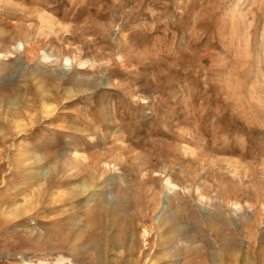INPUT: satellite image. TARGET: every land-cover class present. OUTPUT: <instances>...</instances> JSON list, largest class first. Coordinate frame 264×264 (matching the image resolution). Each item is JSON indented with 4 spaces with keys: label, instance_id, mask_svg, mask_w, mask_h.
<instances>
[{
    "label": "rangeland",
    "instance_id": "1",
    "mask_svg": "<svg viewBox=\"0 0 264 264\" xmlns=\"http://www.w3.org/2000/svg\"><path fill=\"white\" fill-rule=\"evenodd\" d=\"M8 46L11 52L0 54V97L25 96L27 102L16 121L0 115L7 133L0 140V264H98L94 232L106 242L105 257L118 258L117 264H180L187 257H176L168 243L147 247L151 256L143 259L135 253L143 226L167 213L147 209L143 225L137 223L135 211L150 196L137 187L139 166L152 176L143 187L160 196L172 175L180 194L171 201L185 214L193 205L202 207L197 188L217 195L220 206L209 209L223 216L227 225L220 231L237 234L236 248L259 263L264 257V0H0V50ZM44 49L55 53L57 63L41 57ZM39 80L58 92L46 111L37 96ZM35 151L60 162L63 185L24 190L22 174ZM93 155L134 167L126 176L128 190L117 186L125 183L113 163L100 171L94 183L101 186L97 197L106 213L99 227L88 223L91 209L83 212L77 202L70 208L59 198L71 184L89 179L81 161ZM165 166L168 175L160 171ZM26 198L31 207L19 222L14 210L5 208L21 209ZM75 210L76 217L62 218ZM174 211L177 224H187L179 221L183 212ZM114 215L121 219L111 220ZM238 217L243 231L230 223ZM25 222L49 235L25 237L20 233Z\"/></svg>",
    "mask_w": 264,
    "mask_h": 264
},
{
    "label": "bare ground",
    "instance_id": "2",
    "mask_svg": "<svg viewBox=\"0 0 264 264\" xmlns=\"http://www.w3.org/2000/svg\"><path fill=\"white\" fill-rule=\"evenodd\" d=\"M26 41H27V44L29 46L32 45L31 44V38H28ZM15 43H17V46L20 45V42H18L17 40L15 41ZM10 52H11L10 47L9 48L6 47L3 50H0V54L3 53V55H5V56L7 54H9ZM33 57H34V55L30 56L29 59H32ZM41 57L44 59H48L50 57H53V61L55 63H57V61H58L57 56L55 55V53L52 50L44 49L43 53L41 54ZM36 86H37V88H39V92L37 91L38 92L37 96L40 100L41 105L44 107V111H46V107L49 103H51L52 101H58V92H56V91L54 92V91L50 90V88L45 86L43 82L41 83V80L37 81ZM32 88H33L32 86H29L27 88L29 90V93L32 90ZM26 100H27V98H25V96L22 99L21 98L20 99H18V98L11 99L10 97H0V115L2 117V120L7 119V120L16 121L20 115L19 114L20 107H21V105H23V103ZM8 123H10V122H8ZM4 124L5 123L4 122L2 123V121L0 119V140H2L7 134L6 131L4 130V129H6V127L4 128ZM50 157L43 152L35 151L34 156L29 158V160H28L29 162L27 161L28 162L27 167L25 166L26 169L23 168L24 171L22 174V176L27 179V185L25 184L26 188H24L25 191L28 187H29V189H33L35 187L36 190H40L41 188L50 187V185L56 184L54 187H56L57 185H63V183H62L63 179L62 178L64 176L62 177V172H64V171H61V169H60L61 164L59 165L60 162L58 160H52ZM26 158L27 157H23L24 160ZM103 158L101 159V158H99L98 155H93L90 158V161H88V162H82L81 161L82 165L81 164L80 165L82 166L83 170L86 171V175L88 176L89 179H87V180L83 179L81 181L75 182L74 184H71L72 186L65 188L62 191V194L59 196V198H61V200H63V201L67 200L68 203L71 204L70 208H76L77 207L76 202H77L81 205V210H83V212H86L87 210L91 209L92 213L90 216H88V223L94 227L100 226L99 225V223L101 222L100 217L103 213H106L104 210V207H102V203L99 202L98 197H97V193L99 192L97 185H99V184H95L96 183L95 181L100 180V178H101L100 171L107 169L106 167L110 163H113V168H117L120 170L121 178H122L123 182L125 183V185H124L125 187H121L122 186L121 183L117 184V186L124 189V190H128L130 185H128L129 181H127L126 176L129 175V173L132 170H134L133 169L134 167L124 165L123 159H120V161H117V162H112V161H109L110 159L108 160L106 158L105 159H103ZM87 159H88V157H87ZM24 163L25 162H23V164ZM63 163L64 162H62V164ZM70 164L71 163H69V165ZM77 164L76 165L79 166V163H77ZM61 168H63V167H61ZM168 168H170V166L166 167V169H162L160 171L164 172L165 175H168V173H169ZM154 170L155 169H153L152 171H154ZM79 171H82V170H79ZM147 171L148 170H146V168L142 167V166H139V168H137V173H140V175H139L140 181L138 182L137 187L139 188L140 186H142V187H140V188H142L141 193L145 197H147L146 195H148L150 193V196H148L147 200H146L147 203H144L145 205L143 204L142 206H140V208H137L138 209L137 212L135 211V213L137 215V217H135L137 219V223L143 225L142 222L144 221V219H146L145 217L147 216V213L145 211L147 209L153 210L155 208L156 209L158 208L161 210L163 208L164 210L165 209L167 210L166 211L167 213L165 216L160 215V216H157L156 218L154 217L152 220V223L149 226H147V225L143 226L141 238L139 237L140 240H142V245H141L142 247L136 245L137 249L135 251V253H137L138 259L139 258L143 259L145 256H147V257L151 256V254L148 253L147 251H148L149 247L154 246V244H156L158 242L160 244L161 243L162 244L168 243V244L172 245L170 247V250L176 253L175 254L176 257L180 256V255H184V257H187L185 260L183 259L184 261L182 260L183 262L181 261L180 264H247V263L252 264L251 262H249L250 257L244 255L242 252H240L236 248V245H238L240 242L237 234L233 233V235H231V236H226L225 234H223L220 231V229L222 227H224V225H227V224H225L223 216L220 215L219 213H216L213 210V209H216L220 206L216 203L217 195H215V194L212 196L206 195L203 193V190L198 186L199 188H197V190H196L197 191L196 197L200 202H202V207H199L197 205L196 206L193 205L192 208L187 210V213L185 214L183 212V207L181 206V204L175 205L171 201V199L177 197V194L179 193V192L177 193V191L175 189L177 182L172 177V175L169 174L168 176H166V178H165L166 183L164 185L165 194H164V196H162V195L160 196L159 194H157V192H155L154 188H152L151 186H144L143 187V184H145L149 178H152V176ZM146 173L148 175L146 177H144V175ZM70 176H71V174H70ZM111 181L109 183H112ZM179 186L183 189L191 191L188 184L179 183ZM16 191L17 190L14 188V191H12V192L15 193ZM12 196H15V195H12ZM182 196H186V193L183 192ZM53 199H55V201H56V199H58V197L53 198ZM28 200L29 199L26 198V203ZM123 200H125V199H123ZM9 201H11V200H9ZM3 203H4V199H0V206H2ZM123 203H124V201H123ZM181 203H183V202H181ZM230 203H233V202H230ZM237 205L238 204H236V206ZM30 207H31V202L27 203L21 209H17V208L14 209L11 206L9 209L5 208V210L6 211L7 210L8 211L14 210L12 217L13 218L18 217L17 221L24 222V220H23L24 215L30 209ZM176 207H177V210H179L181 213L183 212L182 215L179 214V221H181V222L186 221L187 224H185V225L177 224L178 213L176 211H174V208H176ZM209 208H213V209L210 210ZM78 209H80V207H78ZM204 210L206 211V213ZM63 211H65V210H63ZM3 212H5V211L3 210ZM70 214L71 215L66 214L62 218L67 219L69 217H73V218L76 217L77 216V210H75L74 212H72ZM114 216L115 217H112L111 220L119 221L121 219V218L120 219L118 218L120 216H118V217H116L117 215H114ZM211 217L217 219V221L212 222L210 220ZM128 222H129V220H128ZM31 223H33V222H31ZM230 223H232V225L234 226L233 227L234 230H236V229L238 230V228L240 227V229H242V231H243V229L245 227L244 222H242V220L239 217L235 218V220L232 219L230 221ZM22 225H23V229L20 231V233H22L25 237H27L29 239L36 240V239H39L43 236L49 235V233H47L48 231H46V229H44L43 233L34 230V228L30 225V223L25 222ZM127 226H128V224H127ZM132 228L134 229V227H132ZM132 228H130V230H132ZM127 231H129V230L127 229ZM95 233L96 232L93 233L94 235H93V238L91 239L92 240L91 244H93L94 248H98V255L96 257V262L98 264H117L118 258H112V257L106 258L105 257L104 250L106 251V247H107L106 242L103 244V239H100L99 237H97L98 234H95ZM132 233H134V232H132ZM154 235H156L157 236L156 238H158V239H155L156 241L152 242V238ZM127 236H128V234H127ZM247 238L249 241H252L254 239V238L252 239L249 237H247ZM47 239H48V237H47ZM125 239H128V238H125ZM125 239H123V240H125ZM198 239L200 240V243H197ZM212 240H213V244L211 243ZM74 243H76V241ZM178 244H180L181 246H178ZM129 247H131V246H129ZM147 247H148V249H147ZM74 248L75 247H73L71 249H74ZM126 249L127 250L129 249L128 245H127ZM133 249H134V247H133ZM133 249H131V251ZM188 256H190V257H188ZM135 258H136V256H135ZM177 259H179V258H177ZM177 259H175V260H177ZM259 260L260 261L258 264H264V257L263 258L261 257ZM60 261H63V260L61 259ZM70 261L74 262L71 259H70Z\"/></svg>",
    "mask_w": 264,
    "mask_h": 264
}]
</instances>
